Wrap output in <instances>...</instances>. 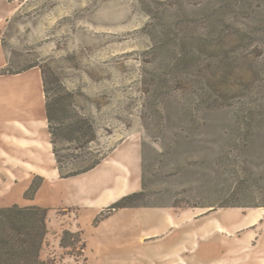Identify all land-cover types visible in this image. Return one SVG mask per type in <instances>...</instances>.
Returning a JSON list of instances; mask_svg holds the SVG:
<instances>
[{"label":"rangeland","instance_id":"obj_1","mask_svg":"<svg viewBox=\"0 0 264 264\" xmlns=\"http://www.w3.org/2000/svg\"><path fill=\"white\" fill-rule=\"evenodd\" d=\"M40 66L93 121L92 153L140 146L124 190L145 180L148 207L100 221L63 209L70 181L26 199L2 176L1 145L46 118ZM3 69L0 208L49 209L47 264H264V0H0Z\"/></svg>","mask_w":264,"mask_h":264},{"label":"trees","instance_id":"obj_2","mask_svg":"<svg viewBox=\"0 0 264 264\" xmlns=\"http://www.w3.org/2000/svg\"><path fill=\"white\" fill-rule=\"evenodd\" d=\"M40 70L45 95L47 130L59 178L77 177L94 170L102 164L107 156L96 155L90 151V145L98 139L93 121L89 116L76 113L72 107L70 93L67 92L57 74L49 66H40ZM6 74H8L6 69L0 70V76ZM61 143L69 146L60 148L59 144ZM66 150L84 153L62 154V151ZM70 158L76 160L81 166L78 169L73 168L65 172ZM43 183L42 177L35 176L25 192V198H35ZM142 186V191L123 196L104 208L98 220L107 219L123 209L148 207L145 204V180H143ZM48 216L49 209L39 206L14 205L0 208V264H47L42 259V251L49 234ZM71 240L81 243L80 233L65 230L61 238V246L67 248L74 245Z\"/></svg>","mask_w":264,"mask_h":264},{"label":"crops","instance_id":"obj_3","mask_svg":"<svg viewBox=\"0 0 264 264\" xmlns=\"http://www.w3.org/2000/svg\"><path fill=\"white\" fill-rule=\"evenodd\" d=\"M25 129L19 130L18 136H8L5 144L1 145L2 157L6 162L3 168L6 172L2 176L15 185H24V192L34 176L44 179L38 192L48 183L70 181L69 195L62 196L63 209L72 213L96 207L104 209L129 193L124 189L133 179L126 178L127 170L131 172L133 168H140L139 145L122 144L94 170L77 177L60 179L46 118L41 122L33 120Z\"/></svg>","mask_w":264,"mask_h":264}]
</instances>
